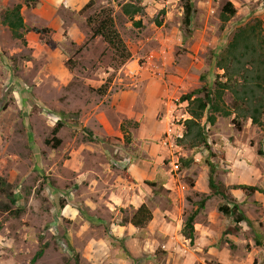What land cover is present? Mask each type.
Listing matches in <instances>:
<instances>
[{
	"label": "rangeland",
	"instance_id": "obj_1",
	"mask_svg": "<svg viewBox=\"0 0 264 264\" xmlns=\"http://www.w3.org/2000/svg\"><path fill=\"white\" fill-rule=\"evenodd\" d=\"M68 1L29 0L25 26L43 35L17 38L0 12V178L15 200L0 194V264H30L41 247L34 264H264V195L234 189L264 186V117L237 126L230 93L215 84L235 31L256 21L264 31V0H92L82 14L89 0ZM226 2L236 13L223 22ZM124 4L141 10L128 17ZM104 8L124 62L92 37ZM204 85L215 98L204 115L212 122L202 119L209 150L179 146L181 98ZM207 161L227 197L205 201L190 245L181 227L210 194ZM140 204L152 220L135 229L128 220ZM233 204L246 221L219 211Z\"/></svg>",
	"mask_w": 264,
	"mask_h": 264
},
{
	"label": "trees",
	"instance_id": "obj_2",
	"mask_svg": "<svg viewBox=\"0 0 264 264\" xmlns=\"http://www.w3.org/2000/svg\"><path fill=\"white\" fill-rule=\"evenodd\" d=\"M23 5L29 7V0H24ZM92 6V0H89L78 11L79 14L84 13ZM22 5H16L12 9L6 10L1 16V24L10 29L17 38H21V31H32L38 35H43L48 32L47 28H26L23 18L20 14ZM183 25L187 28L190 24L193 13L192 4L188 1L184 2L183 6ZM124 15L131 17L140 12V7L133 4H124L121 7ZM236 13L235 7L230 2H226L221 8V20L224 22L228 17L234 16ZM100 20L97 26L92 31V37L100 36L103 41L111 47L121 61H126L129 58L123 41L121 40L117 30L115 29L114 21L111 16V10L104 8L99 12ZM39 45H44V40L39 38ZM216 67L223 73L221 78L223 82L216 81V90L228 91L232 98V114L235 115L233 120L237 126H240L238 119L250 120L252 124L258 125L261 117H264V31L256 21L251 25L238 28L232 36L229 44L224 48L218 60L215 61ZM71 70V67L68 68ZM107 84L101 88H105ZM104 91L102 90V93ZM202 94V97L195 95ZM182 101L188 104V118L183 121V129L181 137L176 139V144L179 146H188L189 148L203 147L209 150V145L202 125V119L206 122H212V118L204 117L208 108L213 109L215 98L213 93L205 87V85L184 95ZM62 124L57 122L51 131L53 148L59 145L58 134ZM49 144V141H46ZM258 154L262 155L261 151ZM209 168L208 189L209 195H204L195 203L196 208L190 212L182 223L181 234L192 245L194 241V221L197 214L204 208L205 201L210 196H221L226 198L224 187L215 182L214 166L207 161ZM8 184L0 178V194L6 195L11 204L15 203L13 195L7 192ZM234 189H239L244 194L258 192L264 195V186L262 188L250 185H237ZM63 207V206H62ZM5 212H10L8 206H4ZM219 211L224 216H233L234 223L246 221L238 209L237 204H233L232 209L226 206L219 207ZM152 220V212L145 204H140L131 214L128 223L135 229H143ZM43 247H41L31 259L30 264L41 257Z\"/></svg>",
	"mask_w": 264,
	"mask_h": 264
},
{
	"label": "crops",
	"instance_id": "obj_3",
	"mask_svg": "<svg viewBox=\"0 0 264 264\" xmlns=\"http://www.w3.org/2000/svg\"><path fill=\"white\" fill-rule=\"evenodd\" d=\"M22 1L23 0H20V3H22ZM66 3V2H69L68 0H63V3ZM23 7H21V9H20V14H21V16L23 15V9L25 8V6L24 5H22ZM8 7H9V4L6 2V3H4V1H3V3H1L0 4V12L2 11V10H7L8 9ZM39 10H40V8H39ZM23 22H24V24H25V20H23ZM28 34L29 33H33L34 34V32H32V31H28L27 32ZM36 35V34H35ZM37 36V35H36Z\"/></svg>",
	"mask_w": 264,
	"mask_h": 264
},
{
	"label": "built area",
	"instance_id": "obj_4",
	"mask_svg": "<svg viewBox=\"0 0 264 264\" xmlns=\"http://www.w3.org/2000/svg\"><path fill=\"white\" fill-rule=\"evenodd\" d=\"M175 167H177V166L175 165Z\"/></svg>",
	"mask_w": 264,
	"mask_h": 264
}]
</instances>
